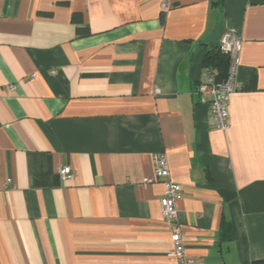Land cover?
I'll use <instances>...</instances> for the list:
<instances>
[{
    "label": "crops",
    "instance_id": "crops-1",
    "mask_svg": "<svg viewBox=\"0 0 264 264\" xmlns=\"http://www.w3.org/2000/svg\"><path fill=\"white\" fill-rule=\"evenodd\" d=\"M169 1L0 0V264H177L159 152L187 256L264 264V0ZM228 29L222 129L196 90Z\"/></svg>",
    "mask_w": 264,
    "mask_h": 264
},
{
    "label": "built area",
    "instance_id": "built-area-1",
    "mask_svg": "<svg viewBox=\"0 0 264 264\" xmlns=\"http://www.w3.org/2000/svg\"><path fill=\"white\" fill-rule=\"evenodd\" d=\"M160 4L165 10L170 7L169 0H160ZM218 48L229 59L227 74L221 77L217 67L208 64L204 65L196 93L200 102L208 105L210 126L226 129L230 124V95L242 89V84L237 78L243 48L241 35L233 30H226L219 40ZM11 89L16 90V85H12ZM156 93L159 94L160 90L157 89ZM154 163V176L146 177L144 182L161 181L164 185V193L160 203L166 225L172 236L173 256L176 258L177 264H201L198 259L187 256L182 226L178 221L177 201L183 196V186L172 179L168 156L165 152L156 153L154 155ZM58 172L65 181L75 176V170L70 165L59 167ZM7 183H12V179H8Z\"/></svg>",
    "mask_w": 264,
    "mask_h": 264
},
{
    "label": "trees",
    "instance_id": "trees-1",
    "mask_svg": "<svg viewBox=\"0 0 264 264\" xmlns=\"http://www.w3.org/2000/svg\"><path fill=\"white\" fill-rule=\"evenodd\" d=\"M79 15H75L74 18H78ZM80 18V17H79ZM79 31L83 34H87L88 31L86 29H79ZM204 64L215 66L219 69L221 77H224L227 74L228 66H229V59L226 55L222 54L219 51L218 45L216 48L210 50L205 58Z\"/></svg>",
    "mask_w": 264,
    "mask_h": 264
}]
</instances>
